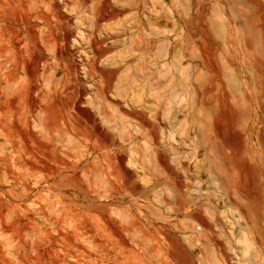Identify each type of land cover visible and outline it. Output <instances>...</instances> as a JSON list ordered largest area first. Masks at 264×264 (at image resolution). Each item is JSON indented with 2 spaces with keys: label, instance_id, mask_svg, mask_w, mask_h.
Wrapping results in <instances>:
<instances>
[{
  "label": "rangeland",
  "instance_id": "1",
  "mask_svg": "<svg viewBox=\"0 0 264 264\" xmlns=\"http://www.w3.org/2000/svg\"><path fill=\"white\" fill-rule=\"evenodd\" d=\"M12 1L14 0H0V6L4 2H7L4 3V5L8 4L9 2L12 3L6 5L7 7L4 8V5L1 6L2 9H6L5 11L0 9V64L3 65H0V68L2 66L0 69V103L3 104L4 108L8 112V110L12 108L11 97L13 96L14 108H12V112L16 127V136L15 134L11 135V133H8V127H6L7 129H3L0 132L3 133L0 134V152H4L5 154L8 153L7 141L12 139V136L14 139L16 138L15 161L13 163L8 161L7 164L5 163V166L0 165V264H224V261L220 258V256H218L215 247L211 244L205 233L204 236L203 232H199L198 229H196L198 231L194 232H190L188 230L186 225H189V221L185 220L183 216V210L178 208V204L173 202L174 200L172 199L177 198L173 197L174 193L171 189V184H168L169 182H167V179H150L147 175L146 176L148 178L146 177V179H144V175L142 174L143 172L140 171L138 167L140 166L139 163L137 166L138 160L135 161V159L146 156V158H148L147 161L150 160L149 155L147 156L150 149L149 147H146L149 143L147 142L145 145L146 140H144V137L140 135L141 132L138 133V128H136L138 127L137 125L134 126L135 124H128V126H126V123L121 124L118 120V115L115 110L113 111V108L109 106L106 101L104 103V100L100 95H98V88H101L102 84L105 85L107 83V79L105 76V78H103L102 75H99L96 72L93 73L90 68L92 64L91 60H93L95 56L94 55L92 57V55L95 53L92 51L90 45L86 44V42L88 43L89 41L88 37L90 32L88 31V28V30L85 29L86 26L82 23V19L80 18L81 14L75 10L73 11L69 9V12H71V17H74L72 19L75 21L77 18L79 22L76 19L77 23L73 26L74 31L72 32V37L69 38L68 43L70 46L73 45L71 46L72 49L68 51L70 53L66 52L65 55L63 54L64 56L58 57L55 51H53L55 54L51 51L53 48L51 43H49L51 46L47 44V47L44 46L45 43L42 45V42H44V33L45 37H48L49 35L57 37V34L59 37V32H62V28H64V25H62L63 22H59V20L55 19L54 17L52 7L54 0H47V3H43L44 6H42L43 4H39L40 9L47 15L48 25H45V27L42 22H40L41 24L37 22V27L35 29L36 37L34 36V39L29 32L27 23H22L20 26L14 24L15 19L13 20L19 7V3H26L25 1L28 0H16L17 2L14 1L16 4H14ZM114 1L116 2L117 0ZM194 1L197 3V5ZM162 2L163 0H126L125 6H127L126 10L127 14H129V20L132 21L135 19V13L141 15L142 12V15L144 16H148V14L149 16L153 14H157V16L159 15L158 18L160 17L159 19L161 22L166 21L163 19L168 20V8L165 5V1L164 4H162ZM133 3H138V5ZM46 4H49L48 6H51V8H49ZM185 4L189 6V4L185 2L179 4L181 5V8L185 10L181 9L178 5L176 6L177 13H180V16L177 15L179 20L178 27L183 25V27L181 26L177 29V35L180 32L177 38L179 39L180 37V39L184 42L183 44L180 40L178 45V48H180L181 52H183L181 53L182 58L185 56L183 61L181 58L182 62L180 64L187 65L189 62L192 67L198 66V68L202 70V73L206 75L209 73L208 75L211 77V79H208L210 77H206L207 81L205 84H207V87H209L210 85L208 84L211 83V87H209V90L211 91L207 92L210 94L209 96L208 94L205 96H207L206 98L208 99V103L209 101L210 103L212 102L209 107L211 106L210 110L212 111V113H210V130L212 132H210L212 134L211 138L213 140L208 150L209 159L211 158L209 164L211 163L210 167H212L213 171L211 169L210 170L212 173H208L206 179H203L200 177V175L197 176L195 174L193 176H189L188 178L186 177L187 179H179L180 181L183 180L187 183L190 181L188 184H184L182 181L183 185H185L184 189L189 188L188 191L184 190L186 191L185 200L188 198L193 199L194 197V200L202 201L201 192H205V194L209 193L208 195L211 198H213L215 195L217 198H226L227 195L231 196L235 193H237L235 195L240 194L242 197L248 196L250 200L252 199V203L254 200L255 204H257V206L255 205V208L258 212H260V222L258 221V212H256L257 221L262 224L261 226L259 225L260 229H262V226L264 229V61H262L264 60V44H262L264 42V0H193L191 2L192 6L190 5L191 8H187ZM15 6L16 9H14ZM132 6L133 9L131 8ZM192 7H194V9ZM188 9L191 10L187 11ZM188 12H190V14H188ZM10 13L13 17L10 15ZM214 13L217 15H214ZM130 14H132L131 17ZM133 15L134 18H132ZM187 18L189 22L184 20ZM249 20H252V22ZM190 21H192L191 23L193 24H191ZM183 22L187 23L184 24ZM56 23H58V25H56ZM230 24H236L239 27L237 28L235 25L233 29ZM213 25H215L214 28L216 26V29L219 28L217 29L218 31L213 29ZM22 26L26 27L27 29L25 28L26 30H24ZM39 27H42L40 28V31H38ZM230 27L233 29V31H235L233 32ZM17 29L19 31L21 30L22 32H19ZM48 29L49 32L51 29L53 32L48 34ZM167 29L168 28L163 29L160 32L161 34L163 31H165L163 32L164 36L159 34L158 39H163L164 37L168 36V34H166L168 32ZM204 31L206 32L204 36L207 38L202 35ZM243 31L245 33H243ZM40 32L42 35L39 34ZM185 32L193 35L194 39L187 35V33L185 34ZM244 35L248 37L251 36L249 39H253L249 46L244 45L242 42ZM160 36L162 37L160 38ZM188 37L190 41L191 38L193 39L191 41L193 44L195 43V37H197V39L201 38L204 45L208 40L206 42V46H209L211 43V46L214 45L215 48L212 46L209 49L202 44L204 49L206 48L204 50L201 45H199L201 43L197 44V41L194 45L191 44L193 46L191 48V45L189 46L190 41L187 40ZM35 39L36 43L37 41L39 43L36 44L32 42L35 41ZM162 43L161 46H158L160 44L159 43L157 48H162L160 50L162 53H160L164 54L165 50L163 49L167 46L163 43V48ZM186 45L189 47L187 48ZM44 47L45 49H48L44 50ZM199 47L204 50L203 52L206 54L205 56H209L206 58L208 60V62L206 60L207 66H205L206 64L204 65L200 59L201 48ZM212 48L213 50H218L213 51V55L211 51ZM197 49H199V52L195 51ZM208 49L211 52H208ZM113 51L111 52L112 54H108V56H111L113 60H117L119 55H126L124 50L122 51L121 48L115 49ZM224 51L225 54L228 52L226 56H224ZM191 53H193L194 56L196 55V57H193V54ZM114 55L116 59H114ZM90 58L92 59L90 60ZM153 58L154 57H152L151 60ZM190 58L194 60H191ZM208 58L211 60L209 61ZM161 60L162 59H160L158 56L155 57L152 62L150 61V65L149 63L148 65L146 64L143 69L144 71L147 69V71L144 73L141 72V76L151 71L153 67H156V69L161 72L163 71L162 74H164L165 67L163 68ZM154 61L157 62L152 65ZM209 62L211 63V66ZM219 64H221V66L222 64L225 66H222V68H224L222 72H225L223 75L224 77H221L223 74L222 72L220 76L223 81L222 85L224 84V87L228 85L226 88H223L225 90L224 93L220 94L221 97H218L215 91L213 92V89L215 90L216 86L215 83H217L215 69L216 65ZM185 65L183 67H185ZM115 66H117V64H115ZM118 66L120 67L119 69L116 67L115 68L118 69L119 73L123 70V67L121 65ZM111 67L110 69H114V65L113 68ZM159 67H161V70ZM206 68L207 70L208 68L210 70L207 71ZM133 71L135 73L137 70ZM133 71L131 72L133 78H135L133 82L134 84H139L140 82L137 79H139L140 74L136 72L139 75H134ZM181 74L182 72L180 75ZM146 75L147 74H145V76ZM180 75L177 77L178 86L176 85V90H179L178 92L176 91V100L178 99L176 102L178 103L179 101H185L184 93L186 91V81L184 77L182 78L183 74L181 76ZM141 76L140 79H142ZM179 77L181 79L178 80ZM9 78H11V80ZM116 79L117 76H115L113 80L111 79V81L120 83V81L118 82ZM210 81H215V83L212 84ZM113 82H110V84H112V86L110 85L112 88L116 84ZM116 85L115 87H118V85L120 86L121 83L117 86ZM121 86L118 88L120 89L119 92L117 88L112 89L110 87V89L112 91L114 90L115 92L117 91V94H120L122 90ZM182 87L185 89H182ZM111 90L110 93L113 96V98L110 97L111 100L117 99L114 98L117 94ZM182 90H185L184 93ZM82 92L84 94H82ZM177 93H181L183 96L181 94H179V96ZM80 94L82 95L80 96ZM97 96L99 98H97ZM78 104L79 106H76L75 108V105ZM180 104L183 105L182 103ZM98 105H100L101 108L105 106V111L109 107L110 112L112 111V114L106 111L107 114H111L110 116H107L113 120L115 119V121H110V119L106 118L107 116L105 115V111H103L104 108L102 111L104 112L105 116L103 115V112L101 113V108ZM77 107L80 110H78ZM97 107L100 109H97ZM84 108L86 111L89 109V111L86 112L84 110L81 112V110ZM43 109L47 110V112H45V110L44 112H41ZM91 109H94V112L96 109L98 110V113L96 111V113L93 114L92 112V114L94 116L96 114H100L99 116L96 115L97 117H95L96 121L98 120L97 122L99 125L102 123L101 121H103L101 118H103L104 121H107L108 119V124H104L103 121V123L100 125L102 128H104L107 137L105 134L103 136L99 135L95 131L93 123L88 121L87 115L89 112L91 113ZM54 114L55 117L53 116ZM6 116L9 117V112ZM51 116L53 119H55V122L58 121L57 125L59 128L62 126L60 128V135H58L59 131H57L58 133H56L54 129L53 131L47 129V131L46 127H43V124L45 126L44 122L46 117L50 118ZM42 117H44V119ZM85 119L89 123H87ZM112 121L115 122V126H113L114 123ZM111 124L113 125L110 127L113 129H108L110 127L107 128V125L109 126ZM124 124V127H126L125 129L131 126L128 129V132L127 130L126 132H123L125 131V129H122V125ZM118 125H120L121 128ZM63 127L67 130H64ZM61 130L62 132L67 131V135L66 133H63L65 135H61ZM91 130L93 133H95L93 134ZM68 131L70 133H68ZM106 131L108 132V135ZM84 132H87L88 135ZM134 132H136L138 135ZM162 132L163 137L165 138H163L161 141L166 143H163V145L162 142H160V146L162 149H168L167 151L169 153H167V155L169 154V164L173 162L170 164L171 167L174 169L178 168L180 161L184 162L186 161V158L187 161H190L191 157L189 158V156L193 157V152H195V156L199 161V149L194 151L192 148L184 147L183 145H181L180 148V144L176 142L177 135H167L169 132L161 131L158 133L159 135L161 134V138ZM7 133L9 135H7ZM109 134L112 135V138H110L111 136ZM124 134H131V137H133L131 138L130 135L126 137L127 135L125 136ZM85 135L88 136V138L85 137ZM98 136L101 137L100 139L105 140V142L104 140L103 142L101 141L102 144L108 141L109 142L103 144L104 146L101 145ZM104 136L105 138H103ZM108 136L110 140L107 139ZM170 136H173V141L178 145L173 143L172 139V143L168 141L170 140ZM160 137L159 140L161 139ZM4 138L7 140L5 141ZM93 138L96 139L94 140ZM120 138L126 142L121 143L123 140H120ZM111 139L113 140L111 141ZM138 139L142 141V143L139 141V143H141L140 145L138 143ZM134 141H136L135 143H138V146L133 143ZM110 142H112V144ZM131 143L135 146L132 147ZM121 144L122 146H119ZM115 145H117L119 149H117ZM167 145L171 148L173 145H177V147L172 148V150H177L178 148L181 150L179 149V152L176 150H174L176 152L170 151V148ZM217 145H221L219 147L221 152L220 155L222 154L223 157H221L223 159L226 158L225 161H227L228 164L225 166L226 168L223 167L225 169H223L224 171L222 170L221 173L215 172L213 168L216 161L215 158L217 157ZM141 146L145 147L142 148ZM135 147H139V149L141 147V152L143 149L146 154L143 152L144 154L142 155V153L136 152L137 149ZM121 150L123 152L126 150V153H123ZM127 151L129 152V155ZM196 152L198 154H196ZM118 153L124 154L128 160L130 159V161H132L133 164L130 162L131 164L128 163V165H132L133 168H135L134 171H137L138 173L139 170L140 174L138 175L137 179H117L119 174H117L118 176L115 175L117 173L116 167L113 166L115 172L114 170L111 172L108 170L110 168L113 169L112 165L116 163L114 161H116V158L120 156ZM113 154H116L117 157L115 155L113 156ZM176 155H179V157H176ZM111 159L113 160L112 162L110 161ZM175 164L179 165L176 166ZM135 166H137L138 170ZM227 166L229 167L227 168ZM96 167H98V169ZM99 168L102 173L106 172L104 173L103 178H108L107 180L110 181H104L105 179L102 178L100 180V178L97 177L99 176ZM102 168L104 172L101 170ZM133 168L131 169L133 170ZM86 170L89 171L87 172ZM90 170H96L97 172L94 171L91 173ZM105 170H108L112 174L115 173V177L113 176L115 179H112V176H110L112 174ZM89 173L90 175H88ZM93 175L98 179H93ZM90 176L93 178L91 179ZM142 176L143 178L140 179ZM183 176L185 177V175ZM119 178H121V176ZM199 179H201V185H199ZM164 180H166V183ZM170 181H172V179H170ZM205 183L208 187L205 186L206 188L203 189ZM228 183L231 185L229 186ZM163 185L166 188H164ZM168 189L170 194L172 193L171 196L169 193H167ZM226 189L228 190L226 191ZM191 190L192 192H190ZM194 190L195 192L198 190L197 193L199 192V194L196 193L197 195H195ZM161 193L166 194L165 196H168V198L170 197L168 199L163 195L164 201H169L171 199L169 203L170 205L164 204L165 202L162 201ZM171 205H176V208L174 207L175 209L172 210ZM169 206L172 211H169ZM177 208L179 210H177ZM257 208H259V210ZM222 210L223 213H225L221 216V218H223V222L224 220H228L227 222H229V224L227 222L223 223L225 230L223 227L222 230L215 227L213 221H210L212 220V217L209 216L210 218L206 219H210L209 224L211 225L212 229L214 228L212 231V237L216 238L215 235L219 237L216 239L221 241L223 244L222 246H224L223 249H225L224 252H227V256L229 255V259H227L228 263L225 264H264V248H262V251V249L257 245H252L248 241L246 235L243 236V225L240 223V220H234L236 216L233 214V208L224 206L220 208L221 212ZM230 210H232L231 215L229 212ZM206 214L205 217L210 215L209 213L207 215ZM233 215L235 217L234 219L231 218ZM181 219L184 220V223H182ZM178 221H181V223ZM235 221L236 223H239L236 224ZM134 222H137L136 224L138 225L133 227L131 224H134ZM231 222L233 223L232 225ZM182 224L185 225L183 226ZM138 226H141L140 229L135 228ZM219 230L222 232V234L221 232H219V234L213 233L215 231L218 233ZM226 232L229 235H227ZM230 232H232L231 235ZM188 233H195L194 239L193 237L190 238V236L193 235L191 234L189 236ZM244 234H246V232ZM143 235H146L147 238ZM226 235L228 237H226ZM208 251L210 253H208ZM260 251L263 254H261ZM205 252L207 254H211V256H206ZM211 252H213V254ZM220 260L222 261L220 262ZM217 261L219 263H216Z\"/></svg>",
  "mask_w": 264,
  "mask_h": 264
},
{
  "label": "bare ground",
  "instance_id": "2",
  "mask_svg": "<svg viewBox=\"0 0 264 264\" xmlns=\"http://www.w3.org/2000/svg\"><path fill=\"white\" fill-rule=\"evenodd\" d=\"M6 1H10V0H6ZM14 1H16V0H14ZM14 1H12V2H14ZM19 1V0H18ZM22 1V0H21ZM25 1V0H24ZM49 1V0H48ZM52 1V0H51ZM129 1V0H128ZM162 1V0H161ZM164 1H165V5H166V7L168 8V11H169V17H168V20L167 19H163V20H166V21H163V22H161V20L158 18V16H157V14H153V15H150L149 16V14H148V12L146 11V13L148 14V16H144V15H142V13H141V11H144V10H141L140 11V13H141V15H139V14H137V13H135V19L134 20H129V14H127V10H126V7L127 6H125V2H126V0H117L116 2L114 1V0H54V3L52 4V7H53V14H54V17H55V19H57V20H59V22L60 21H62L63 22V24L62 25H64V28H62V32H59L60 34H59V37H58V34H57V37H53L52 35L50 36H48V37H45L44 35H45V33L43 34V39H44V42H42V45H44L43 43H45V45L44 46H46L47 44H49V43H51L52 44V52L53 51H55V53H56V55L59 57H62V56H64L65 55V53L66 52H68L70 49H72L71 48V46H73V45H71L70 46V44L68 43L69 42V38L70 37H72V32L74 31L73 29H74V25L77 23L76 22V19H75V21L72 19V18H74V17H71V12H69V9H71V10H75L76 12H78L79 14H81V19H82V23L83 24H85V26H86V28L85 29H87L89 32H90V34H89V41H88V43L86 42V44L88 45H90V47L92 48V51L95 53V54H93L92 55V57L94 56V58H93V60H91L92 58H90V60L92 61V64H91V70H92V72L94 73V72H96L97 74H99V75H102L103 76V78H105L106 77V79H107V83L105 84V85H103L102 84V87L101 88H98V87H96V88H98L99 89V91L97 92V90H96V92L98 93V95H100L101 96V98L104 100L103 102L105 103V101H106V103L109 105V106H111L112 108H113V111L115 110V112L117 113V115H118V120H119V122L121 123V124H123V123H126L127 125L126 126H128V124L130 125V124H135L134 126H138V127H136V128H138V133H140L141 132V134L140 135H142L143 137H144V140H146V143H145V145L147 144V142L149 143L146 147H149V149H150V151L148 152V154H147V156L149 155V158H150V160L149 161H147L148 160V158H146V156H144L145 158H146V160H145V158L143 157H136L137 159H135V161H137L138 160V162H137V166H138V163H139V165L140 166H138L139 167V169H140V171H142L143 173V175H144V179H146V177L148 176L150 179H167V182H169L168 184H171V189H172V191H173V197H176L177 199H174L173 197V199L172 200H174L173 202L176 204H178V208L179 209H182L183 210V216H184V218H185V220L186 221H189L188 222V224L189 225H186L187 226V228H188V230L190 231V232H194V231H198L199 230V232L200 231H202L203 232V235H204V233L206 234V236L208 237V239H209V241L211 242V244L215 247V250H216V252H217V254H218V256H220V258L224 261V264L225 263H228V261H227V259H229L228 258V256H227V252H224L225 251V249H223V247L224 246H222L223 244L221 243V241L219 240H217L216 238L218 237L217 235H215V234H219V232H221L220 230H222V227L224 226L223 225V223L224 222H227V221H225L224 220V222H223V218H221V216L222 215H224L225 213H223V210H222V212L220 211V208L221 207H224V206H229V207H231V208H233V214L236 216V218L234 217V215H233V217H231L232 219H234V220H240V223L243 225V229H244V233L246 232V234H244L243 232H242V234H243V236H247V239H248V241L252 244V245H257L259 248H264V229H263V226L261 227L262 229H263V231H262V229H260V226L262 225L261 223H259L260 221H259V213L260 212H258L257 210H256V206H257V204H255V201L253 200V203H252V199L250 200L249 198H248V196H245V197H242L240 194L239 195H235V194H237V193H232V194H234V195H231V196H228L227 195V197L226 198H224L222 195V197L223 198H217V196L215 197L214 195V197L213 198H211L208 194H205V192H201V200L202 201H199V200H194V197H193V199H186L185 200V197H186V194H185V192L186 191H184V190H187L188 191V189L189 188H187V189H184L185 187V185H183V183H182V181H180L179 179H187L189 176H193L194 174L195 175H200V177H202L203 179H206V176L208 175V173H212L211 172V170H212V167H210V164H209V161H210V159H209V153H208V150H209V147H210V144L212 143V138H211V125H210V117H211V114L210 113H212V111L210 110V107H209V105L212 103H210V101H209V103H208V99L206 98L207 96H205L206 94H208V96L210 95L209 93H207V92H210L211 90H209V87H211V83L210 82H212V81H210L209 83L210 84H208V85H210L209 87H207V84H205L206 83V77L208 78V77H210L208 74V76L206 75V74H204V73H202V70L200 69V68H198V66H196V67H192V65L191 64H189V62H188V64L187 65H185V64H183V65H181L180 63L183 61V58L185 57H183L182 58V56H181V53H183V52H181V49L180 48H178V45H179V41L181 40L180 39V37H179V39L177 38V36L179 35V33H178V35H177V29L178 28H180L181 26L183 27V25H181L180 27H178V23H179V20H178V18H177V15H179L178 13H177V10H176V6L178 5L180 8H181V5H179V4H182V3H187V4H189V6L188 5H186L187 6V8L189 7V8H191L190 7V5L192 6V4H191V2L193 1V0H163V2H162V4H164ZM17 2V1H16ZM16 2H14V4H16ZM26 3H22V2H20L19 3V7H18V9H17V12H16V14H15V17L13 18V20H14V24H17V25H20L21 26V24L22 23H27L28 24V29H29V32H30V34L32 35V38L34 39V36L36 37V34H35V29H36V27H37V25H36V23L38 22V23H40V22H42V24L45 26V25H48V19H47V15L45 14V12H43L41 9H40V5L41 4H45V3H47V0H28V1H25ZM135 2V1H134ZM150 2V1H149ZM195 2V1H194ZM3 3V2H2ZM4 3H7V2H4ZM4 3L3 4H1V6L2 5H4ZM22 3V4H21ZM50 3V2H49ZM128 3V2H127ZM126 3V4H127ZM196 3V2H195ZM8 4H12V3H8ZM8 4H6V5H8ZM40 4V5H39ZM44 4L42 5V6H44ZM51 4V3H50ZM129 4V3H128ZM133 4H137L138 5V3H133ZM159 4V3H158ZM6 5H4L3 6V8L4 7H7ZM47 6L49 5V4H46ZM45 5V6H46ZM136 5V6H137ZM143 5V4H142ZM141 5V6H142ZM193 5H194V3H193ZM196 5H197V3H196ZM0 6V9H2V7ZM41 6V7H42ZM97 6H98V8H97ZM230 6V5H229ZM49 7V6H48ZM164 7V6H163ZM195 7V6H194ZM194 7H192L193 9H194ZM13 8V7H12ZM49 8H51V6L49 7ZM132 9H133V6L131 7ZM140 8V7H139ZM148 8V7H147ZM153 8V7H152ZM198 8V7H197ZM14 9H16V6L14 7ZM46 9V8H45ZM48 9V8H47ZM129 10H131L130 8H128ZM135 9H136V7H135ZM181 9H183V8H181ZM200 9V8H199ZM214 9H215V7H214ZM2 10H6V9H2ZM137 10H139V9H137ZM183 10H185V9H183ZM191 9H188L187 11H190ZM218 10V9H217ZM230 10H231V8H230ZM236 10V9H235ZM8 11V10H7ZM44 11H46V10H44ZM48 11V10H47ZM52 11V10H51ZM203 11V10H202ZM210 11V10H209ZM208 11V12H209ZM232 11V10H231ZM2 12V11H1ZM49 12V11H48ZM131 12V11H130ZM137 12V11H136ZM158 12V11H157ZM179 12V11H178ZM186 12V11H185ZM198 12V11H197ZM213 12V11H212ZM217 12V11H216ZM3 13V12H2ZM13 13V12H12ZM184 13V12H183ZM232 13V12H231ZM239 13H240V11H239ZM242 13V12H241ZM244 13V12H243ZM251 13V12H250ZM253 13V12H252ZM7 14H8V12H7ZM48 14V13H47ZM73 14V13H72ZM133 14V13H132ZM132 14H130V17H131V15ZM151 14V13H150ZM187 14V13H186ZM188 14H190V12H188ZM188 14H187V16H188ZM201 14V13H200ZM199 14V15H200ZM205 14V13H204ZM216 13H214V15H215ZM228 14V13H227ZM233 14V13H232ZM236 14V13H235ZM2 15V14H1ZM9 15V14H8ZM10 15H11V13H10ZM75 15V14H74ZM165 15V14H164ZM217 15V14H216ZM243 15V14H242ZM12 16V15H11ZM73 16V15H72ZM80 16V15H79ZM161 16V15H160ZM180 16V15H179ZM185 16V15H184ZM262 16V15H261ZM13 17V16H12ZM189 17V16H188ZM196 17V16H195ZM214 17V16H213ZM49 18V17H48ZM132 18H134V15L132 16ZM132 18H130V19H132ZM164 18V17H163ZM184 18V17H183ZM222 18V17H221ZM231 18V17H230ZM236 18V17H235ZM238 18V17H237ZM244 18V17H243ZM252 18V17H251ZM250 18V19H251ZM256 18V17H255ZM254 18V19H255ZM80 19V20H81ZM182 19V18H181ZM183 20V19H182ZM184 20H187L188 21V18L187 19H184ZM190 20V19H189ZM194 20V19H193ZM196 20V19H195ZM213 20H215V19H213ZM238 20V19H237ZM236 20V21H237ZM240 20V19H239ZM242 20V19H241ZM77 21H78V19H77ZM196 21H198V20H196ZM201 21V20H200ZM220 21V20H219ZM250 21V20H249ZM248 21V22H249ZM255 21H257V20H255ZM1 22V21H0ZM50 22V21H49ZM79 22V21H78ZM182 22V21H181ZM180 22V23H181ZM189 22V21H188ZM192 21H190V23H191ZM231 22H234V21H231ZM241 22V21H240ZM250 22H252V20L250 21ZM184 24L185 23H187V22H183ZM189 23V24H190ZM221 23V22H220ZM238 23V22H237ZM244 23V22H243ZM41 24V23H40ZM81 24V23H80ZM191 24H193V23H191ZM232 24V23H231ZM230 24V25H231ZM246 24V23H245ZM50 25V24H49ZM56 25H58V23H56ZM188 25V24H187ZM215 25H217V24H215ZM215 25H213V29H216V27L214 28V26ZM219 25V24H218ZM235 25L236 24H234V25H231V27L234 29V27H235ZM244 25V24H243ZM23 26H24V24H23ZM22 26V28H24V30H26L27 28L26 27H23ZM188 26H190V25H188ZM200 26V25H199ZM219 26H221V25H219ZM237 26V25H236ZM246 26V25H245ZM43 27V26H42ZM42 27H39V30L38 31H40L41 29L40 28H42ZM46 27V26H45ZM52 27V26H51ZM230 27V28H231ZM239 26H237V28H238ZM256 27V26H255ZM17 28H18V26H17ZM26 28V29H25ZM48 28V27H47ZM53 28V27H52ZM166 28H168L167 29V33L166 34H168V36L167 37H164L163 39H158V36H159V34H160V32L163 30V29H166ZM231 28V29H232ZM241 28H242V26H241ZM243 28H244V26H243ZM16 29V28H15ZM14 29V30H15ZM184 29V28H183ZM217 29H219V28H217ZM216 29V30H217ZM233 29H232V31H233ZM236 29V28H235ZM18 30V29H17ZM45 30V29H44ZM44 30H43V32H44ZM52 30V29H51ZM50 30V32L52 33L53 31H51ZM181 30V29H180ZM225 30V29H224ZM237 30V29H236ZM255 30V29H254ZM19 31V30H18ZM21 31V30H20ZM19 31V32H20ZM37 31V32H38ZM47 31V30H46ZM182 31H184V30H182ZM181 31V32H182ZM187 31V30H186ZM212 31V30H211ZM218 31V30H217ZM216 31V32H217ZM235 31V30H234ZM233 31V32H234ZM251 31V30H250ZM22 32V31H21ZM29 32H27V33H29ZM42 32V31H41ZM41 32L39 33V34H41ZM50 32H49V29H48V34H50ZM163 32H165V31H163ZM161 33L162 35L164 34V33ZM188 32H189V30H188ZM215 32V33H216ZM257 32V31H256ZM18 33V32H17ZM85 33V32H84ZM184 33V32H183ZM187 32H185V34H186ZM202 33V32H201ZM206 32L204 31V33L202 34L203 36H204V34H205ZM213 33V32H212ZM220 33H222V32H220ZM236 33V32H235ZM243 33H245L244 31H243ZM252 33V32H251ZM88 34V33H87ZM160 34V35H161ZM18 35V34H17ZM42 35V34H41ZM53 35H55V34H53ZM187 35H189V36H191L192 38L194 37L193 35H190V34H188L187 33ZM196 35V34H195ZM201 35V36H202ZM214 35V34H213ZM219 35H221V34H219ZM223 35V34H222ZM246 35H248V34H246ZM246 35H244V38L242 39V42H243V44L244 45H247V46H249L252 42V40H251V38L249 39V37H251V36H246ZM47 36V35H46ZM85 36V35H84ZM88 36V35H87ZM164 36V35H163ZM181 36H182V34H181ZM202 36V37H203ZM216 36V35H215ZM218 36V35H217ZM162 36H160V38H161ZM183 37H184V35H183ZM199 37V36H198ZM205 37V36H204ZM256 37V36H255ZM258 37V36H257ZM31 38V39H32ZM51 38V39H50ZM187 38V37H186ZM191 38V41L194 39H192ZM196 39L194 40V42L196 43V41H197V44L198 43H201V44H199V45H201V47L204 49V47L202 46V39L201 38H198L197 39V37H195ZM205 38H207V37H205ZM209 38V37H208ZM37 39V38H36ZM36 39H35V41H32V42H34V43H36ZM184 39V38H183ZM201 39V40H200ZM259 39V38H258ZM187 40H189L190 41V39H189V37H188V39ZM20 41V40H19ZM182 41V43L184 44V42H183V40H181ZM191 41L188 43L189 44V46L191 45V44H193V42L191 43ZM201 41V42H200ZM208 41V40H207ZM206 41V42H207ZM158 42V43H157ZM164 44H166V46L167 47H163V43ZM204 42V41H203ZM205 42V45L204 46H206L207 45V43ZM251 42V43H250ZM254 42V41H253ZM260 42V41H259ZM258 42V43H259ZM37 43H39L38 41H37ZM36 43V44H37ZM160 43V44H159ZM161 43H162V47L164 48L163 50H165V52H164V54H161L162 52L160 51L161 49L158 47L157 48V45L158 46H161ZM181 43V44H182ZM186 43V42H185ZM194 43V44H195ZM225 43V42H224ZM41 44V43H40ZM69 44V45H68ZM187 44V45H188ZM193 44V45H194ZM238 44V43H237ZM239 44H240V42H239ZM254 44V43H253ZM262 44H264V42L262 43ZM35 45V44H34ZM41 45V46H42ZM50 45V44H49ZM186 45V46H187ZM209 45V44H208ZM224 45V44H223ZM51 46V45H50ZM70 46V47H69ZM189 46H187V48L189 47ZM210 46V47H209ZM209 46H206V47H208L209 49L213 46V48H215V46L214 45H212L211 46V43H210V45ZM259 46V45H258ZM36 47H37V45H36ZM47 47V46H46ZM89 47V48H90ZM191 48L193 47L192 45L190 46ZM201 47H199V48H201ZM222 47V46H221ZM227 47V46H226ZM225 47V48H226ZM50 48V47H49ZM122 49V51L124 50V52L126 53V55H125V53H124V55L125 56H118V58H117V60H113V58H111V56L109 57L108 56V54H110L113 50H115V49ZM196 48V47H195ZM198 48V47H197ZM202 48H201V50H200V59H201V61L203 62V64L205 65L207 62H208V60L206 59L207 58V56H205L206 54H204V50L206 49H204V50H202ZM213 48H212V55H213V51H218V50H216V49H214L213 50ZM249 48V47H248ZM46 49H48V48H46ZM45 49V47H44V50H46ZM194 49V48H193ZM193 49H192V52H193ZM209 49H208V52H211V51H209ZM222 49H223V47H222ZM221 49V50H222ZM240 49V48H239ZM254 49V48H253ZM199 49H197V50H195L196 52H199L198 51ZM225 50V49H224ZM254 50H256V49H254ZM89 51V50H88ZM121 51V52H122ZM207 51V50H206ZM205 51V52H206ZM251 51V50H250ZM113 52H115V51H113ZM161 52V53H160ZM185 52V51H184ZM220 52V51H219ZM227 52V51H226ZM254 52V51H253ZM54 53V52H53ZM54 53V54H55ZM68 53H70V52H68ZM92 53V52H91ZM215 53H218V52H215ZM228 53V52H227ZM226 53V54H227ZM0 54H1V52H0ZM64 54V55H63ZM112 54V53H111ZM119 54V53H118ZM122 54V53H121ZM186 54V53H185ZM185 54H183V55H185ZM191 54H193V53H191ZM209 54V53H208ZM221 54V53H220ZM224 54H225V51H224ZM226 54L224 55V56H226ZM67 55V54H66ZM70 55V54H69ZM115 55H117V54H115ZM115 55H114V59H116L115 58ZM210 55V54H209ZM160 57V59H162L161 61H162V66H163V68L165 67V71H164V74H162V72L161 71H159V70H157L156 69V67H153V69L151 70V71H149L148 73H145V74H147L146 76H145V74L143 75V76H141V72H146L147 71V69H145V71H144V69H143V67L147 64L148 65V63H149V65H150V61L152 62V60L155 58V57ZM221 56V55H220ZM0 57H1V55H0ZM152 57H154L152 60H151V58ZM193 57H196V55L194 56V54H193ZM209 57V56H208ZM231 57V56H230ZM181 58H182V61H181ZM188 58V57H187ZM211 58V57H210ZM41 59V58H40ZM191 59V58H190ZM190 59H189V61H190ZM209 59V58H208ZM230 59V58H229ZM233 59V58H232ZM231 59V60H232ZM235 59V58H234ZM254 59V58H253ZM264 59V58H263ZM1 60V59H0ZM39 60V59H38ZM42 60V59H41ZM155 60H157V59H155ZM185 60V59H184ZM191 60H194V59H191ZM206 60H207V62H206ZM211 59H209V61H210ZM230 60V61H231ZM259 60V59H258ZM223 61H224V59H223ZM222 61V62H223ZM229 61V60H228ZM262 61H264V60H262ZM68 62H69V60H68ZM157 61H154L153 62V64L152 65H154L155 63H156ZM225 62V61H224ZM223 62V63H224ZM235 62V61H234ZM256 62V61H255ZM1 63V62H0ZM193 63V62H192ZM231 63V62H230ZM254 63V62H253ZM263 63V62H262ZM70 64H71V62H70ZM115 64H117V66H115ZM157 64H159V63H157ZM156 64V65H157ZM209 64H210V66H211V63L209 62ZM0 65H2V64H0ZM113 65H114V69H110V67L111 68H113ZM118 65H121L122 67H123V70L121 71V72H119L118 73V69L120 68ZM160 65V64H159ZM185 65V67H183ZM196 65V64H195ZM220 65V66H219ZM219 65H216V74L215 73H213V74H215L216 75V79H217V83H215V81L214 82H212V84L213 83H215L216 84V86H215V90L213 89V92L215 91V93L218 95V97H221L220 96V94L221 93H224V90L225 89H223V88H226V87H224V84L222 85V79H221V77H224L223 75H224V73L225 72H222L223 71V69L224 68H222V66H224L223 64H222V66H221V64H219ZM232 65V64H231ZM250 65V64H249ZM263 65V64H262ZM3 66V65H2ZM2 66H1V68H2ZM73 66V65H72ZM71 66V67H72ZM89 66H90V64H89ZM88 66V67H89ZM161 66V67H162ZM205 66H207V64L205 65ZM217 66H219V67H217ZM259 66H260V64H259ZM118 68V69H116V68ZM148 67V66H147ZM152 67V66H151ZM157 67H158V65H157ZM161 67H159V69L161 70ZM201 67V66H200ZM203 67V66H202ZM225 67V66H224ZM248 67V66H247ZM257 67V66H256ZM0 68V69H1ZM73 68V67H72ZM213 68H214V66H213ZM74 69V68H73ZM204 69H205V67H204ZM264 69V68H263ZM94 70V71H93ZM133 70H137L136 72H138L139 74H140V76H141V78L142 79H140V76H139V79H137L140 83L139 84H134V80H135V78H133V76H132V74H131V72L133 71ZM206 70H207V68H206ZM208 70H210L209 68H208ZM207 70V71H208ZM213 70V69H212ZM215 70H214V72H215ZM256 70V69H255ZM89 71H90V69H89ZM88 71V72H89ZM258 71V70H257ZM91 72V73H92ZM134 73V71H133V73H134V75H137L138 73ZM182 72V78L184 77V79H185V83H186V91L185 90H182L183 91V93H184V91H185V96H184V100L185 101H183V102H181V101H179V103L178 102H176L177 100H176V91L178 92L179 90H176V85H177V77L180 75V73ZM212 72V71H211ZM223 74H222V73ZM233 72V71H232ZM90 73V72H89ZM117 74V75H116ZM138 74V75H139ZM212 74V73H211ZM210 74V75H211ZM221 74H222V76H221ZM92 75V74H91ZM119 75V76H118ZM137 75V76H138ZM180 75V76H181ZM206 75V76H205ZM105 76V77H104ZM115 76H117V79L118 78H120V79H116V81H120V83H121V93L119 94H117V91L115 92L114 90V92L118 95H116L115 93V97L114 98H117V99H112L111 100V98L110 97H112L113 98V96L111 95V93H110V87L112 86V84H110V82H113V81H111V79L113 80L114 79V77ZM221 76V77H220ZM10 77V76H9ZM95 77V76H94ZM245 77V76H244ZM252 77V76H251ZM212 78H213V76H212ZM10 80H11V78H9ZM179 79H181L180 77L178 78V80ZM183 79V80H184ZM208 79H211V77L210 78H208ZM253 79V78H252ZM103 80V79H102ZM182 81V80H181ZM209 81V80H208ZM106 82V81H105ZM133 82V83H132ZM178 82H180V81H178ZM104 83V82H103ZM113 83H116V82H113ZM120 83H116L117 85L118 84H120ZM184 83V82H183ZM115 84V85H116ZM101 85V84H100ZM111 85V86H110ZM114 85V84H113ZM115 85H114V87L112 88V89H114V88H119L120 86L118 85V87H115ZM116 85V86H117ZM99 86V85H98ZM178 86V85H177ZM185 86V85H184ZM11 87V86H10ZM180 88V87H179ZM234 88V87H233ZM255 88V87H254ZM116 89V90H117ZM182 89H185L184 87H182ZM210 89H212V88H210ZM232 89V88H231ZM222 90H223V92H222ZM254 90V89H253ZM82 91V90H81ZM112 91V90H111ZM112 91V92H113ZM120 91V89H118V92ZM236 91V90H235ZM95 92V91H94ZM110 93V94H109ZM82 94H84L83 92H82ZM82 94H80V96L82 95ZM178 95L179 94H181V93H177ZM258 94V93H257ZM182 95V94H181ZM84 96V95H83ZM96 96V95H95ZM180 96V95H179ZM183 96V95H182ZM222 96H223V94H222ZM211 97H212V95H211ZM246 97V96H245ZM82 98V97H81ZM81 98H79V99H81ZM97 98H99L98 96H97ZM240 98H242V97H240ZM239 98V99H240ZM11 100H12V108H14V105H13V101H14V98H13V96L11 97ZM210 100V99H209ZM242 100V99H241ZM81 101V100H80ZM216 101V100H215ZM79 102V101H78ZM102 103V102H101ZM180 103H182L183 105H181ZM215 103V102H214ZM105 105V104H104ZM76 106H79V104L78 105H75V108H76ZM100 108H101V106L100 105H98ZM103 106V105H102ZM106 106V105H105ZM105 106L104 107H102L101 108V113L103 112V111H105ZM216 106V105H215ZM262 107V106H261ZM264 107V106H263ZM12 108L10 109V110H8V112H9V117L8 116H6L7 114H8V112L6 111V109L4 108V106H3V104H1L0 103V132H1V130H3V129H7L6 127H8V130L7 131H9L8 133H11V135H14L15 134V129H16V127H15V123H14V118H13V112H12ZM79 108H81V107H79ZM100 108H98L97 107V109H100ZM104 108V110L102 111V109ZM111 108V109H112ZM215 108V107H214ZM77 109H78V107H77ZM76 109V110H77ZM95 110V112L92 110H90L91 111V113L89 112V114L87 115L88 117V121H90V122H92L93 123V125H94V129H95V131L99 134V135H101V136H103L104 134H105V131H104V128H102V126H100L102 123H103V121H104V119L103 118H101L103 121H101L102 123H100V125L98 124V120L96 121V119H95V117H97L96 115H100V114H96L95 116L93 115L94 113H96V111H97V113H98V110ZM109 109V110H108ZM14 110V109H13ZM44 110L45 109H43V111L41 110V112H44ZM78 110H80V109H78ZM77 110V111H78ZM85 110V108L83 109V110H81V112H83ZM86 111V110H85ZM88 111H89V109H88ZM88 111H86V112H88ZM108 113L110 112V108L108 107L107 108V110H106ZM106 111H105V115L107 116H110L112 113V111L110 112L111 114L109 115V114H107L106 113ZM45 112H47V110H45ZM79 112V111H78ZM92 112H93V114H92ZM85 114V113H84ZM103 115H104V112H103ZM104 115V116H105ZM115 115V114H114ZM116 115V116H117ZM42 116H43V114H42ZM45 116V115H44ZM54 117H55V114L53 115ZM103 116V117H104ZM106 117V118H108V119H110V121L111 120H113V119H111V118H109V117ZM111 117H113V116H111ZM43 119H44V117H42ZM84 118H85V116H84ZM59 119V118H58ZM108 119H107V121H106V123H105V121H104V124H108L107 122H108ZM43 121V120H42ZM85 121H86V119H85ZM88 121H86L87 123H89ZM113 121H115V119L113 120ZM112 121V122H113ZM117 122V121H116ZM118 122V123H119ZM45 126H44V124H43V127H46V130L47 129H49V130H52L53 131V129H54V131H56V133H58L57 131H59V134L58 135H60V128L62 127H60L59 128V126L57 125V123H58V121L57 122H55V119H53V117L51 116L50 118H48V117H46V119H45ZM59 123H60V121H59ZM111 123V122H110ZM109 123V124H110ZM114 123V125L113 124H111V125H107V128L108 127H110V126H115V122H113ZM60 125V124H59ZM91 125V124H90ZM93 125H91V126H93ZM117 126V125H116ZM118 126H120V125H118ZM123 126V130L126 128V127H124L125 126V124L124 125H122ZM131 127V126H130ZM129 127V128H130ZM64 128V127H63ZM79 128V127H78ZM112 127H110V128H108V129H111ZM114 128H117V127H114ZM120 128H121V126H120ZM119 128V129H120ZM129 128H127V129H125V131H123V132H126V130H127V132H128V129ZM135 128V127H134ZM66 128H64V130H65ZM94 129H92V130H94ZM113 129V128H112ZM119 129H116V130H119ZM122 129H120V130H122ZM67 130V129H66ZM73 130H75V129H73ZM91 130V131H92ZM105 130H107V129H105ZM5 131V130H4ZM7 131H5V132H7ZM48 131V130H47ZM76 131V130H75ZM110 131V130H109ZM134 131V130H133ZM132 131V132H133ZM161 131H167V132H169L167 135H173L174 134V136H176L177 137V140H176V142L178 143V144H180L179 145V147L181 146V145H183L184 147H188V148H192V150H198L199 149V156H200V158H199V161H198V158H196V156H195V152H193L192 154H194V156L192 157V156H189V158L191 157V159H190V161H187V158H186V161H184V162H182V161H180L179 159V161H180V167L178 166V165H176V166H178V168H173V167H171L170 166V164H172V163H170L169 164V154L167 155V153H169L167 150H165V149H162V147L160 146V142H162V144L163 143H166V142H163V141H161L163 138H165V137H163V132H162V138L160 137V135L158 134V133H160ZM211 131V132H210ZM107 132V131H106ZM7 133V135H9ZM63 133H66V135H67V131H64V132H62V130H61V135L63 134ZM68 133H70L69 131H68ZM80 133V132H79ZM84 133H87V132H84ZM84 133H83V135H84ZM92 133H93V131H92ZM95 133V132H94ZM93 133V134H94ZM110 133V132H109ZM129 133H130V130H129ZM134 133H136V132H134ZM0 134H3V133H0ZM78 134V133H77ZM123 134V133H122ZM133 134V133H132ZM137 134V133H136ZM136 134H134V135H136ZM63 135H65V134H63ZM80 135H81V133H80ZM87 135H88V133H87ZM107 135H108V132H107ZM110 135V134H109ZM125 135V134H124ZM127 135V134H126ZM125 135V136H126ZM130 135V137H131V134H129ZM129 135H127L126 137H128ZM138 135V134H137ZM165 135V134H164ZM15 136H16V134H15ZM69 136V135H68ZM82 136V135H81ZM105 136H106V134H105ZM105 136L103 137V138H105ZM111 137L110 138H112V135H110ZM120 136H122V135H120ZM3 137H5V136H3ZM83 137V136H82ZM85 137H87L88 138V136H86L85 135ZM95 137L97 138V136L95 135ZM99 137V136H98ZM107 137V136H106ZM124 137V136H123ZM122 137V138H123ZM125 137V138H126ZM130 137H129V140H130ZM133 137V136H132ZM131 137V138H132ZM141 137V136H140ZM159 137L161 138L160 140H159ZM6 138V137H5ZM5 138H4V140H5ZM11 138V137H10ZM84 138V137H83ZM89 138H90V136H89ZM96 138H93L94 140L96 139ZM101 137H99V139H100ZM122 138H120V140L122 139ZM16 139V138H15ZM14 138H13V136H12V139H10L9 141H7V143H8V153H4V152H0V165H4L5 166V163L7 164V162L8 161H10L11 163H13L14 161H15V152H16V145H15V140ZM98 139V140H99ZM107 139H109V136H108V138ZM106 139V140H107ZM124 139V138H123ZM122 139V140H123ZM167 139H169V138H167ZM171 139H172V142L173 143H176V142H174L173 141V136H170V140H168L169 142H171ZM7 140V139H6ZM5 140V141H6ZM98 140H96V141H98ZM104 140V139H103ZM103 140L102 139H100L99 141H100V143H101V145H103V144H106V143H108V142H106V143H103L102 144V142H103ZM110 140V139H109ZM113 139H111V141H112ZM127 140V139H126ZM135 140V139H134ZM144 140H143V142H144ZM165 140V139H164ZM102 141V142H101ZM116 141V140H115ZM133 141V140H132ZM136 141H137V139H136ZM136 141H134L133 143L135 144V145H137L138 143H139V141H141V140H139L138 139V143H135ZM167 141V140H166ZM104 142H105V140H104ZM124 142H126V141H124L123 140V142H121V143H124ZM171 142V143H172ZM214 142H215V138H214ZM219 142V141H218ZM100 143H99V145H100ZM111 144H112V142H110ZM116 143V142H115ZM141 143H142V141H141ZM141 143H139V145L141 144ZM176 143V144H177ZM110 144V145H111ZM117 144V143H116ZM120 144V143H119ZM168 144V143H167ZM170 144V143H169ZM177 144V145H178ZM130 145V144H129ZM131 145H132V147L133 146H135V145H133L132 143H131ZM144 145V144H143ZM164 145V144H163ZM177 145L176 146H172V148H175V147H177ZM214 145H216V144H214ZM213 145V146H214ZM104 146V145H103ZM113 146V145H112ZM116 147H117V145H115ZM119 146H122V144L121 145H119ZM138 146V145H137ZM168 146V145H167ZM221 145H217L216 146V161H215V165L213 166V168H214V171L215 172H222V170L223 169H225L226 167V165H228L227 164V161H225V159H223L222 157V154L220 155V147ZM114 147V146H113ZM142 147V146H141ZM141 147H140V149H141ZM143 147H145V146H143ZM142 147V148H143ZM169 147V146H168ZM115 148V147H114ZM131 148V147H130ZM136 148V147H135ZM170 148V151H174V150H176V149H174V150H172V148L171 147H169ZM181 148V147H180ZM180 148H178L176 151H178L179 152V149ZM215 148V147H214ZM117 149H119L118 147H117ZM124 149V148H123ZM137 149V151L136 152H138V153H142V155L145 153L144 151H143V149H142V152H141V150L139 149V147H137L136 148ZM135 149V150H136ZM148 149V148H147ZM219 149V150H218ZM134 150V151H135ZM181 150V149H180ZM117 151V150H116ZM120 151V150H119ZM122 151V150H121ZM126 150H124V152H125ZM130 151V150H129ZM146 151V150H145ZM176 151H174V152H176ZM184 151V150H183ZM188 151V150H187ZM222 151V150H221ZM123 152V151H122ZM123 152V153H124ZM128 152V151H127ZM131 152V151H130ZM133 152V151H132ZM144 152V153H143ZM173 152V153H174ZM190 152V151H189ZM188 152V153H189ZM210 152V151H209ZM126 153V152H125ZM214 153V152H213ZM117 154V153H116ZM116 154H113V156L115 155L116 157H117V155ZM118 154H120V153H118ZM122 154V153H121ZM120 154V156H118L117 158H116V161H114V162H116L115 164H113L112 165V167L113 166H115L116 167V171H117V173L115 174L114 172H115V169H114V167H113V169H111L110 167V169H108V170H110V172L111 171H113L114 170V174L116 175V176H118L117 174H119V176H118V178L117 179H137V177H138V175L140 174L139 173V170H138V168H137V166H135L136 167V169L138 170V173H137V171H134V169L135 168H133V166L132 165H128V163H132V161H130V159L128 160L127 158H126V156L124 155V154H122L121 155ZM131 154H133V153H131ZM146 154V153H145ZM190 154H191V152H190ZM191 154V155H192ZM196 154H198L197 152H196ZM128 155H129V152H128ZM127 155V156H128ZM173 155V154H172ZM214 155H215V153H214ZM131 156V155H130ZM136 156V155H135ZM185 157H187L186 155H184ZM183 156V157H184ZM198 156V157H199ZM222 156V157H221ZM112 157V156H111ZM110 157V158H111ZM176 157H179V155L177 156L176 155ZM182 157V156H181ZM115 158V157H114ZM113 158V159H114ZM135 158V157H134ZM133 158V159H134ZM188 158V159H189ZM214 158V157H213ZM131 159H132V157H131ZM171 159H172V157H171ZM182 160V159H181ZM185 160V159H184ZM198 162H197V161ZM111 162L113 161L112 159L110 160ZM172 161V160H171ZM170 161V162H171ZM212 162V161H211ZM11 163H9V164H11ZM130 163V164H131ZM135 163V162H134ZM111 164V163H110ZM133 164V163H132ZM136 164V163H135ZM231 164V163H230ZM12 165V164H11ZM14 165V164H13ZM92 165V164H91ZM98 165V164H97ZM96 165V166H97ZM175 165H174V167H175ZM87 166V165H86ZM85 166V167H86ZM110 166V165H109ZM132 166V167H131ZM173 166V165H172ZM88 167V166H87ZM86 167V168H87ZM101 167V166H100ZM130 167V168H129ZM223 167H225V168H223ZM229 166H227V168H228ZM91 168V167H90ZM97 169H98V167H96ZM131 168H133V170L131 169ZM88 169V168H87ZM96 169V170H97ZM106 169H107V166H106ZM211 169V170H210ZM230 169V168H229ZM84 170V169H83ZM96 170H90L91 171V173H93L94 171L95 172H97ZM103 172H104V170H103V168L101 169ZM108 170H105V171H108ZM87 171V170H86ZM89 171V170H88ZM87 171V172H88ZM99 171H100V168H99ZM98 171V173H99V176H97L98 178H100V180H101V178L102 179H105L104 181H110V180H107L106 178H103L104 176V173H106V172H104V173H102L101 171L99 172ZM208 171H210V172H208ZM213 171V170H212ZM224 171V170H223ZM109 172V171H108ZM108 172H107V174H108ZM109 172V173H110ZM97 173V174H98ZM102 175H101V174ZM97 174H94V175H97ZM110 174H112V173H110ZM114 174H112V175H110V176H112V179L115 177V175ZM88 175H90V173L88 174ZM92 175V174H91ZM94 175H93V177H94ZM106 175V174H105ZM147 175V176H146ZM183 175H185V177L183 176ZM219 175H221V174H219ZM223 175V174H222ZM100 176H102V177H100ZM110 176H108V177H110ZM114 176V177H113ZM121 176V178H119ZM182 176H183V178H182ZM196 176V177H197ZM228 176V175H227ZM91 177V176H90ZM93 177H91V179L93 178ZM106 177V176H105ZM147 177V178H148ZM187 177V178H186ZM229 177V176H228ZM96 177H94L93 179H95ZM98 178H96V179H98ZM111 178V177H110ZM109 178V179H110ZM143 178V176L140 178V179H142ZM195 178V177H194ZM194 178H190V179H194ZM208 178H209V176H208ZM233 178V177H232ZM90 179V178H89ZM115 179V178H114ZM170 179H172V181H170ZM195 179H197V178H195ZM210 179V178H209ZM215 179H216V177H215ZM201 179H199V181H200ZM165 181V183H166V180H164ZM192 181V180H191ZM194 181V180H193ZM158 182V181H157ZM171 182V183H170ZM184 182V181H183ZM206 182H207V180H206ZM222 182V181H221ZM99 183V182H98ZM103 183H105V182H103ZM107 183V182H106ZM164 183V182H163ZM185 183H187V182H184V184ZM188 183H190V181L188 182ZM187 183V184H188ZM192 183V182H191ZM194 183V182H193ZM201 181H200V184L199 185H201ZM204 183V182H203ZM223 183V182H222ZM231 183V182H230ZM159 184V183H158ZM167 184V185H168ZM196 184V183H195ZM206 184V183H205ZM204 184V187H203V189L204 188H206L205 186H207V184L205 185ZM229 184V183H228ZM166 185V184H165ZM190 185V184H189ZM189 185H187V186H189ZM197 185V184H196ZM203 185V184H202ZM223 185V184H222ZM221 185V186H222ZM231 184H229V186H230ZM164 186V185H163ZM191 186V185H190ZM193 186V185H192ZM227 186V185H226ZM196 187V186H195ZM194 187V188H195ZM198 187V186H197ZM208 187V186H207ZM160 188V187H159ZM164 188H166L165 186H164ZM168 188V187H167ZM170 188V187H169ZM191 188V187H190ZM199 188V187H198ZM201 188H202V186H201ZM223 188V187H222ZM226 188V187H225ZM230 188V187H229ZM170 189V190H171ZM200 189V188H199ZM202 190V189H201ZM200 190V191H201ZM228 189H226V191H227ZM198 191V190H197ZM197 191L195 192V190H194V194L195 195H197V194H199V192L197 193ZM232 191H233V189H232ZM231 191V192H232ZM238 191V190H237ZM190 192H192V190L190 191ZM210 192V191H209ZM234 192V191H233ZM167 193H169L170 194V192H169V189H168V191H167ZM197 193V194H196ZM162 194V193H161ZM192 194V193H191ZM228 194V193H227ZM163 195L165 196L166 194H162V201H164V199H163ZM172 195V193L170 194V196ZM175 195V196H174ZM211 195V194H210ZM188 196V195H187ZM191 196V195H190ZM218 196H220V195H218ZM244 196V195H243ZM166 197V196H165ZM192 197V196H191ZM166 198H168V196L166 197ZM170 198V197H169ZM168 198V199H169ZM214 198H217V199H214ZM214 199V200H213ZM256 199V198H255ZM171 200V199H170ZM170 200L168 201V200H165L164 202V204H169L170 203ZM163 203V202H162ZM170 205V204H169ZM172 205H174V204H172ZM171 205V206H172ZM256 205V206H255ZM167 207V206H166ZM173 207V208H172ZM171 207V209L173 210V209H175L176 208V205L175 206H172ZM175 207V208H174ZM177 208V210H179ZM166 209V208H165ZM169 211H172L171 209H170V206H169ZM258 210H259V208H257ZM167 210V209H166ZM168 211V210H167ZM231 211L232 210H230L229 212H230V215H231ZM225 212V211H224ZM256 212H258V221H257V217H256ZM210 214V215H208V217H205V214ZM206 214V215H207ZM212 217L211 219L212 220H210V219H206V218H210V217ZM226 216V215H225ZM262 216V215H261ZM260 216V217H261ZM178 217V216H177ZM183 219V218H182ZM181 219V221H182V223H184L183 221L184 220H182ZM225 219V218H224ZM227 219V218H226ZM261 219V218H260ZM209 220L212 222L213 221V223L215 224V227H217V228H219L220 230L218 231V233H216V231L215 232H213V233H215L214 235L216 236V238H214V237H212V231L214 230V228L212 229L211 228V225L209 224ZM231 220V219H230ZM229 220V221H230ZM236 220V221H237ZM134 221V220H133ZM181 221H178L179 223H181ZM185 221V222H186ZM232 221V220H231ZM236 221H235V223H236ZM210 222V223H211ZM130 223H132V222H130ZM137 223V222H136ZM135 222H134V224H131V225H133V227L136 225H138V224H136ZM228 224H229V222H227ZM239 223V222H238ZM238 223H236V224H238ZM259 223V224H258ZM187 224V223H186ZM233 223L231 222V225H232ZM179 225V224H178ZM183 226L185 225V224H182ZM240 225V224H239ZM260 225V226H259ZM180 226H181V224H180ZM179 226V227H180ZM185 226V227H186ZM141 227V226H140ZM140 227L138 226V227H135L136 229H140ZM185 227H183V228H185ZM214 227V226H213ZM135 228H133V229H135ZM181 228H182V226H181ZM180 228V229H181ZM135 229V230H136ZM142 229V228H141ZM196 229H198V230H196ZM223 229H224V227H223ZM143 230V229H142ZM183 230V229H182ZM187 230V229H186ZM216 230H218V229H216ZM225 230V229H224ZM223 230V231H224ZM230 230V229H229ZM138 231V230H137ZM144 231V230H143ZM228 231V230H227ZM241 231H243V230H241ZM139 232H140V230H139ZM201 232V233H202ZM197 233V232H196ZM225 233V232H224ZM231 233L232 232H230V235H231ZM142 234H144V233H142ZM147 234V233H146ZM189 234V233H188ZM193 235V236H190V235ZM191 234H189V236H190V238H192L193 237V239H194V234L193 233H191ZM221 234H222V232H221ZM226 234L227 235H229L227 232H226ZM226 235V237H228ZM144 237H146V235H143ZM142 236V237H143ZM147 236H149V235H147ZM188 236V237H189ZM199 236V235H198ZM205 236V235H204ZM221 236H223V235H221ZM207 237H203V238H207ZM147 238V237H146ZM149 238V237H148ZM219 238V237H218ZM220 238H222V237H220ZM244 238V237H243ZM170 239V238H169ZM208 239H206V240H208ZM245 239V238H244ZM225 242V241H224ZM225 244H226V242H225ZM211 247V246H210ZM226 247V246H225ZM213 250V249H212ZM258 250V249H257ZM210 251V250H209ZM208 251V253H210ZM262 251H263V249H262ZM169 252V251H168ZM214 252V251H213ZM213 252H211L212 254H213ZM261 252V251H260ZM206 253V252H205ZM170 254V253H169ZM261 254H263L262 252H261ZM208 255H210L211 256V254H207L206 253V256H208ZM209 256V257H210ZM213 256V255H212ZM208 257V258H209ZM214 257V256H213ZM207 258V257H206ZM213 260V259H212ZM215 260H216V257H215ZM222 260H220V262L222 261ZM214 261V260H213ZM215 262V261H214ZM216 263H219L218 261L216 262ZM223 264V263H222Z\"/></svg>",
  "mask_w": 264,
  "mask_h": 264
}]
</instances>
